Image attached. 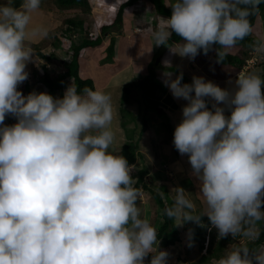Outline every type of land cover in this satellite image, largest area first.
Wrapping results in <instances>:
<instances>
[{
    "label": "clouds",
    "instance_id": "obj_1",
    "mask_svg": "<svg viewBox=\"0 0 264 264\" xmlns=\"http://www.w3.org/2000/svg\"><path fill=\"white\" fill-rule=\"evenodd\" d=\"M40 2L23 0L16 8L7 0L0 5V264H145L150 253L149 264H167L168 253L158 250L157 229L137 206L141 189L132 175L142 165L131 174L137 163L129 165L110 151V94L91 88L81 93L73 84L62 98L46 92L25 96L18 90L28 79L26 63L33 59L26 43L30 13ZM262 3L169 0L171 15L153 31L154 44L166 45L174 32L182 38L173 44L178 47L174 53L194 59L216 44L221 61L225 50L251 34L248 17ZM110 5L108 12L114 14L117 7ZM135 18L137 25L152 30L153 19L146 26L142 17ZM59 46L69 54L61 42ZM253 50L264 53V40ZM165 65L171 67L168 61ZM172 75L166 73L165 85L174 98L187 101L173 145L187 154L200 181L203 209L198 212L187 192L176 187L164 216L177 220L178 227L185 221L203 227L201 216L206 215L218 238L257 241L264 223V79L242 68L229 91L203 77L186 84L182 73ZM206 97L215 101L211 110ZM8 114L17 121L11 126L4 124ZM208 241L206 236L205 245ZM261 247L264 240L255 249L232 245L211 264H264V250L256 251Z\"/></svg>",
    "mask_w": 264,
    "mask_h": 264
},
{
    "label": "crops",
    "instance_id": "obj_2",
    "mask_svg": "<svg viewBox=\"0 0 264 264\" xmlns=\"http://www.w3.org/2000/svg\"><path fill=\"white\" fill-rule=\"evenodd\" d=\"M45 1L46 0H41L40 7L37 10L30 13L31 20L28 26V34L26 37V43L33 49V59L26 63L25 71L28 73V79L18 86V90L21 91V93L25 96L28 95L30 92H37V93L46 92L50 94L51 96H53L54 98H59V95L57 92L50 93L48 92V89L43 84H39L41 83L40 82L41 76L38 72L40 70L43 71L44 60L40 59L37 56L36 51L39 50L41 53L45 55L50 54L52 51H57V49H55L54 42L51 38L54 36L53 32L58 30V28L56 29L54 28V26H52V25H55L53 23L54 15H52L53 12L50 11L51 8L45 4ZM22 3H23V0H12V6L16 8H19ZM5 4H7V0H0V5H5ZM126 11L127 10H125L123 14V17H124L123 28L119 30L118 32H116V35L118 34L119 37L116 38L114 36L115 32L114 33L109 32V37L114 38V51H113V63L112 64L102 63L101 60H103L104 54L102 52L97 53L96 48L95 49L94 48H84L83 49L84 51L80 52V55H79V62H80L79 71L80 73H82L83 77L92 79L94 86H95V90L104 91L110 94L111 96L113 112H114V120L112 121L110 125V129L114 133L113 142L115 143L111 145L110 151L113 152L114 154L119 153L118 151L121 149V146L123 145L119 141L122 140L121 135L125 134V130H123L124 128H122L120 124V119L116 117L117 113L119 112L120 99L123 93L122 88L125 84L139 80L142 77H145L143 75L153 76L154 81L156 83L148 84L145 89V92L138 91L137 88L133 89L132 91L133 96L136 98V100L140 101V105L142 106V109L144 108L145 104L152 105V106H158L159 108L163 109L167 115V118L172 121L175 127L182 120V108L187 104V101L182 98L177 99L173 97L171 91L164 83L166 73L171 72L173 74L172 75L173 79L175 78L176 75H179L182 73L183 79L181 82L186 83V84H191L194 76L205 77L204 74H200L199 70L194 69V67H196L195 63L188 57H181L180 55L176 57L173 56L172 61H170L171 67H166L164 61H162L161 63L157 62L158 59L156 60L157 58L156 55L158 54L159 46L154 44L155 41L153 38V28L157 29L159 26L163 25L161 24L162 22L161 18H163V16L159 18L157 17L156 22L158 23V26L156 27L152 25V30H149L150 33H145L144 35H140L141 37L137 36L136 38H134L132 36L133 35L132 33L131 34L128 33L127 36L125 35V33H127L128 31H131L130 28H132L133 20H134V17L131 18L125 15V13L128 14ZM148 12L151 13L150 11ZM263 19H264V16H263ZM62 21L63 20L59 21V23H62ZM135 21H136V18H135ZM40 29H43L44 32L47 33V35H44V32L40 33ZM261 29H263L264 31V23L261 26ZM252 30L256 31L258 35L261 34L260 32L261 30L259 31L256 27H254ZM256 32L254 34L256 35V37H259L258 39H260V36H258ZM50 33L51 35H49ZM128 35H131V36L128 37ZM261 36L264 37V35H261ZM143 46H145L146 48H144ZM105 47L106 45L103 44L101 49H104ZM51 63L52 64L54 63L55 66L58 67L56 68V71H55L56 74L59 72L60 73L62 72L63 67L59 62L57 63L56 60L46 63V68H47V64H51ZM159 64L161 65V68H162L161 70H159L160 69L158 67ZM55 66L49 70L52 71L55 68ZM49 67H51V65ZM104 67H108V69L110 68L111 72L110 73L107 72L104 69ZM143 70H145L146 72L143 75H141ZM156 74L159 75V76L157 75L159 80L157 79ZM226 77L227 79H230V74H228ZM209 81L213 82L212 79ZM63 83H64V89L62 91L64 94L65 90L71 84H73V81H71L70 79H66L64 80ZM213 83L216 84L217 82L215 83L214 81ZM218 86L222 89H228L229 91H231L234 88L235 84H232L230 81V85H229V82L224 83V81L220 80V84ZM157 91H161L162 93L159 94L157 93ZM63 94H62V97H63ZM56 95L58 97H56ZM163 99L165 100L164 103H162ZM205 99L207 101L208 108L211 110L212 104L215 103V101L207 97ZM136 104H139V103H136ZM218 106L225 107L223 104H220ZM224 114L225 116H230V110L228 108H225ZM150 116L151 115L149 114V124H150L149 128L147 131H145V133L140 139V145H141L139 148L140 152H142L141 150L143 147H145V149L150 148L149 141H151V139L152 141H157V142L159 141L156 151H153V152H157V153L163 152L165 151L164 148H166L165 152H173V146L171 147L169 143V139H170L169 135L165 133L164 131L160 130L161 123L163 121L162 118H158L159 120L158 119L155 120V123L151 125ZM12 122L16 123V118L11 114L6 115L4 124L11 126ZM151 132H154V134H151ZM160 132H162L164 135L163 136L160 135ZM137 134H135V138L137 137ZM149 134H151V136H150V139L147 141L148 136L146 135H149ZM159 137L161 138V140ZM165 139H167V141L164 142ZM155 157H157V154ZM174 157H175L174 154H172L171 157L169 155V157L162 160V158L159 155V161L161 160L160 163L163 161V164L154 165L151 168H148L146 165L144 166L143 163H141L142 167H144L148 171V174L145 176V181H144L146 182L145 184L146 188L147 187L148 188L144 189V187L141 185L138 187L139 189H141V195H140L139 201H137V206L142 208L143 218H146V219L151 218V214H150L151 206L149 207V204H150L149 198L152 195L151 194L152 189L149 188V184L158 183L159 190L157 191L160 192L161 188L166 187L165 179L169 177L168 174L171 176V173H170L171 168L170 170L167 171L168 167H170L168 166L169 164L168 161L175 160L174 167L177 171L181 169L180 168L181 165H184V167L186 168L184 170L185 172L193 173L187 154L185 155L179 154L177 155L176 159ZM139 162H143V160ZM161 168L165 169L164 175H162L164 177L162 178L159 175V174H162ZM132 177L135 183L137 179L136 174L132 175ZM197 189H199L198 192H200V185L197 187ZM143 190L144 192L146 191V193H144L145 196H147V194L150 195L149 198L146 199V197H144ZM159 220L160 219H158V221ZM155 221L157 222V220ZM156 226L157 225L154 224V227Z\"/></svg>",
    "mask_w": 264,
    "mask_h": 264
},
{
    "label": "trees",
    "instance_id": "obj_3",
    "mask_svg": "<svg viewBox=\"0 0 264 264\" xmlns=\"http://www.w3.org/2000/svg\"><path fill=\"white\" fill-rule=\"evenodd\" d=\"M139 0H124L120 5H118L117 10L114 12L113 17L111 18L110 22L103 23L99 26L100 33L98 35H95L91 38H82L81 43L75 45L72 44L71 50L73 52L70 54L64 52L65 58L62 60L57 53V51L62 49L59 46V41L57 40L54 42L55 49L57 51H52L50 54H43L39 50L36 51L37 56L40 59L44 60V66L43 71H39L40 74V82L39 84H43L47 89L48 92L54 93L57 92L59 95V98L62 97L63 89H64V80L70 78L71 81H73V85L76 86L78 92H83L85 88H91L95 90L94 83L92 79L83 77L82 73L79 71L80 62H79V55L82 49L84 48H96V52L98 53L99 50H102L104 54V58L102 63L105 64H112L113 63V51H114V38L111 37L109 39V42L106 44V47L104 49H101L103 46V38L102 35L107 34L108 32H118V30H121L124 25V9L127 6H130L137 2ZM150 4H152L155 8V12L157 15L163 16L165 18H169L171 15V8L166 5L164 0H147ZM52 3H54L58 8H82L84 11H89L90 6H92L91 2L88 0H52ZM264 13V3H262L259 6V10L255 13L254 16H249V22L252 25V29L256 27V21L258 20V16ZM64 23L67 25L66 27V33L71 34L72 32L79 30L80 32L84 31V22L79 18H67L64 20ZM70 31V32H69ZM260 41L258 37H256L253 32L249 36H247L244 40L239 41L235 47L238 49L236 52H227L225 51V55L221 61H218L216 49L219 48V45L214 44L212 48L208 51L206 55L212 54V58L217 64H220L221 66L231 67L235 69L237 72L241 71L244 67L246 61L251 57L250 52L253 51L254 44L256 42ZM182 42V38L179 37L176 33H172L169 41L167 42L168 45L173 44H179ZM98 48V49H97ZM244 48V50L242 49ZM247 49V50H246ZM199 55L206 56L203 52H201ZM56 60L59 62L63 69L62 72L57 73V75L51 76L49 73V70L46 68V63ZM257 65L262 67V71L260 76L262 79H264V62H259ZM251 70V69H250ZM250 70H247L250 71ZM240 73V72H239ZM237 73L236 75H238ZM200 74H203L200 72ZM151 80H154L153 76H145L139 80L129 82L125 84L122 88V96L120 99V105H119V112L121 114V121L120 124L122 128H125L126 122L125 120H122L125 118L126 109L125 106L130 103H139V100H136V98L133 96V89L137 88L138 91L143 92L144 89L147 87L149 82ZM262 94H264V85L261 87ZM142 110V116L140 118V123L136 124V127L139 130L137 131V137L134 138L135 133L131 136H128V141L126 144H123L121 146V149L118 151L119 155H122L128 162L129 165L133 164L136 159L137 160H143V155L141 154L139 148H140V139L145 133V131L149 128V114L154 113L155 115L159 116V118H162L163 120H168L166 113L163 109L159 108L158 106H152L145 104L144 108ZM128 113V112H127ZM137 130V129H136ZM127 134V131H126ZM127 136V135H126ZM171 141L173 146V153L174 158H177V155H179L178 151L175 149L173 145V133L171 134ZM157 154V152H153V154ZM183 169L186 168L184 165H181ZM188 171V170H187ZM148 174L147 169L144 167L141 171L137 174V180L135 182V186L139 187L140 185L146 188V182L145 176ZM144 182V183H143ZM185 182L190 183L191 186L195 187L194 195L196 197V200L200 204V207L197 209V211H201L203 209V204L201 199L198 197L200 192H198L197 187L200 185V181L198 178L193 175L191 172H186L185 179L182 180V183L185 185ZM151 191V190H150ZM159 192V191H157ZM152 192V197L154 200V203L156 204V209L152 211L154 212L153 217L154 220L148 219L154 226L156 223L155 220L161 218V223H158L155 227L157 229L158 233V240H164V245L166 247H170L174 245L176 242L180 240V229L178 226H176L175 220H171L168 217L164 216L163 212L165 207L171 206L174 202V200L171 198L169 192L167 191L166 187L161 188L160 193ZM163 193V195H161ZM264 210V206H262V209ZM152 217V216H151ZM153 221V222H152ZM201 224L203 227L197 225L195 222L191 221H185L183 222L182 228L187 231L186 236V242L189 246V243L191 242L192 246H197L198 251L201 253L199 258L195 262H189L187 264H210V262L213 259H219L225 252L226 245L231 243L233 241V237L231 235L225 237V238H216V231H213V229H210V222L208 220V217L206 215L201 216ZM261 228V234L257 241L255 242H246L244 244H247V246L251 249H255L262 241L264 240V223L260 224ZM210 230V231H209ZM191 234V236H190ZM168 239H165L168 237ZM206 236H208L209 241L207 242V245H205ZM239 238V237H237ZM242 238V237H241ZM243 244V245H244ZM190 246V247H192ZM151 259V255H148V258L145 260V264H149V261Z\"/></svg>",
    "mask_w": 264,
    "mask_h": 264
},
{
    "label": "rangeland",
    "instance_id": "obj_4",
    "mask_svg": "<svg viewBox=\"0 0 264 264\" xmlns=\"http://www.w3.org/2000/svg\"><path fill=\"white\" fill-rule=\"evenodd\" d=\"M88 1H90L92 4V6H90L89 11H84L82 8H79V7L78 8H58L54 3H52V0H46L45 1V4L51 8L50 11L53 12L52 15H54L53 16V23L55 25H52V26H54V28H56V29L58 28V30H56V31L54 29V31H55V32H53L54 36L51 38L53 40V42H55V40H57V42L58 41L61 42L60 37H62V35L66 33L65 29H66L67 25L64 23V20H66L67 18L68 19L69 18H79L84 22V31L80 32L81 38H83L85 36H87V37L91 36L90 35L91 33L93 34L92 36L98 35L100 33L99 26L105 22H107V23L110 22L111 18L113 17V13L108 12L110 9L108 10V7H106V6L113 4V6L118 7V5H120L122 3V1H124V0H88ZM164 2L167 4L169 2V0H164ZM241 7H243V6H241ZM109 8H112V5H110ZM146 9L148 11H150L151 13L146 11ZM126 12L128 14L125 13V15L128 17H131V18L134 17V20H133V26H132V28H130L131 31H128L127 33H125V35L127 36L128 33L129 34L132 33L133 34L132 36L134 38H136L137 36L141 37L140 35H144L145 33H150L147 29L146 30L144 29V26L137 25V23L135 21L136 16L142 17L143 22H144L143 25H146V26H149L151 19H153V25L155 26L157 24V22H156L157 17L158 18L162 17V16L157 15L154 12L153 7L151 5H148V3H146L145 0L138 2L135 6L131 7ZM145 13H147V14H145ZM163 18H165V17H163ZM61 20H63L62 23H59V21H61ZM163 23H164V21L162 20L161 24H163ZM263 23H264V19L261 16L260 21H259V19L256 21V28L259 31L261 30L260 35H258V33L256 31L252 30L253 34L256 32V34L258 36H260V39H259L260 41L264 40V37L261 36V35H264V31H263V29H261V26L263 25ZM157 26H158V24L156 25V27ZM138 27H141L140 31H137ZM132 30H133V32H132ZM154 30H155V28H153V31ZM43 32H44V30L40 29V33H43ZM77 32L78 31H75L74 33H77ZM49 35H51V33ZM114 36L116 38L119 37L118 34L117 35L114 34ZM129 36H131V35H128V37ZM102 38L104 41L103 44L106 45L109 42V38H111V37H109V32L105 35H102ZM78 42L79 41H76V44H78ZM168 46H170V47H168ZM168 46L167 45H159V48H158L159 51H158V54L156 55V57H157L156 60L158 59L157 60L158 63H161L162 61L170 62V61H172L173 56L174 57L178 56V54L174 53V52L178 51L177 45H168ZM143 47L146 48L145 46H143ZM237 49H238L237 47H233V48L227 49L225 51L233 53V52H236ZM242 49L244 50V48H242ZM98 52H102L103 54H105L102 50H99ZM57 53L59 54V56L62 60L65 58L63 51L59 50V51H57ZM262 56H263V58L261 61L264 62L263 61L264 60V54H262ZM257 57H258V55L256 56V58ZM191 60L195 63V66H196V67H194V69H197L200 72H202L205 76L203 78L206 81H209L212 79L213 82L214 81H215V83L217 82L216 84H218V85L220 84V80L224 81V83L229 82V85H230V81L232 84H235L234 82L237 78L236 74L241 72V71L237 72L235 69H233L231 67L221 66L220 64H217L214 61V59L212 58V54L206 55V56H201L198 54L194 59H191ZM50 65H51V67H49ZM54 66H55L54 63L53 64L52 63L47 64V69L48 70L52 69ZM257 66L258 67H255L252 69L250 68L251 69L250 71H257L259 74H261V72H263L262 67L259 65H257ZM158 67L160 68L159 70L162 69L160 64L158 65ZM56 68H58V67L55 66V68L52 71L49 70V73L51 76L57 75L55 72ZM104 69L109 73L111 72V69L110 68L108 69V67H104ZM145 72L146 71L143 70L141 75H143ZM228 74H230L231 80L227 79L226 76ZM157 75L158 74H156V77H157ZM143 76H147V75H143ZM194 77H196V76H194ZM157 79H158V77H157ZM151 83H156V82L154 80H151L149 82V84H151ZM152 85H154V84H152ZM150 87H151V85H150ZM145 89H144V92H145ZM56 97H58V96L56 95ZM164 101L165 100L163 99L162 103H164ZM125 109H126V112H125L126 116L124 119H122V120H125V122H126V125H125L126 127L123 129V130H125V134L121 135L122 140L119 141L122 144H126L127 142H129L128 136H131L134 133L135 134L138 133L137 131L139 129L134 128V127H136L137 123H140V118L142 116V110H141L142 106L140 104L130 103V104H127L125 106ZM150 115H151L150 116L151 125H153L155 123V120H157L159 118V116L155 115L154 113H151ZM120 116H121V114H120V112H118L116 117L118 119H120V121H121ZM113 120H114V118H113ZM13 124H15V122H12V125ZM175 127H174V124L172 123V121L170 119L163 120L161 123V127H160L161 131H164L165 133H167L169 135V138H170L169 143H170L171 147H172L171 134L174 133ZM126 131H127V134H126ZM151 134H154V132H151ZM151 134L146 135V136H148L147 141L150 139ZM160 135L163 136L164 134L162 132H160ZM134 138H135V136H134ZM160 140H161V138H160ZM165 141H167V139H165L164 142ZM113 143H115V142H113ZM158 143H159V141L158 142L152 141V139H151V141H149V147L150 148H147V149H145V147L142 148L141 154L143 155V162H139L142 160H136L134 163H137V165L132 167L133 170H132L131 174H135L136 172H138V170L140 169L139 165H142L141 163H143L144 166L146 165L148 168H151L154 165H162L163 164V161L161 163H160L161 160L159 161V155L162 158V160H164L165 158L169 157V155L171 157V155L174 154L173 152H165L166 148H164L165 151L158 152L157 157H155L156 154L155 153L153 154V151H156ZM151 148H152V150H151ZM168 162H169L168 166H170V167H168L167 171L170 170V168H171V170H170L171 176L168 174L169 177L167 179H165V181H166L167 191L169 192L171 198L173 199V197L175 195V193L172 192L171 190L176 188V187H182L187 192L186 195H189V198L194 200V202L196 203L197 209H198L200 207V204L198 203V201L196 200V197L194 195L196 188L191 186L190 183L185 182V185L182 183V180L185 179V176H186V172L184 171L183 167H180L181 169L179 171H177L174 167L175 166V164H174L175 160L174 161L170 160ZM161 170H162V174H159V175L162 178V177H164L162 175H164L165 169L161 168ZM159 185H160V183H159ZM149 188L152 189V192H157V190H159L158 183H150ZM198 191H199V189H198ZM144 193H146V191L144 192V190H143V194ZM148 193H150V192H148ZM157 193H160V192H157ZM188 193H190V194H188ZM144 197H146V199H147L150 197V195L147 194V196H145V194H144ZM149 200H150L149 207L151 206V213L150 214L152 216L150 219L154 220L155 217H153V216H155V215H154V212L152 213V211L156 209V204L154 203L152 195L149 198ZM141 212H142V208H141ZM158 219H160V220L158 221ZM158 219H157V222L155 223L156 225H157V223H161V221H162L161 218L158 217ZM175 222L177 223L178 221L175 220ZM211 228L213 229V231L217 232V230L214 227L210 226V229ZM179 229H180V240L178 242H176L174 245H172L170 247H166L164 245V242H163L164 240H158V250H164L168 253L167 264H187L189 262H195L199 258L200 254L202 253V252L200 253L198 251L197 246L190 247L187 245V242H186L187 231L184 230L182 227H179ZM217 235H218V232H217L216 236ZM168 238H169V236L166 237L165 239H168ZM216 238H218V236ZM244 241L246 242V240L244 238L242 239L241 237L234 238L231 243L226 245L225 250L228 249L232 245H237V244L243 245ZM262 250H264L263 247H261L260 249H258L256 251H262ZM149 255L152 256L151 253ZM147 258H148V256L145 258V260ZM210 264H211V262H210Z\"/></svg>",
    "mask_w": 264,
    "mask_h": 264
},
{
    "label": "built area",
    "instance_id": "obj_5",
    "mask_svg": "<svg viewBox=\"0 0 264 264\" xmlns=\"http://www.w3.org/2000/svg\"><path fill=\"white\" fill-rule=\"evenodd\" d=\"M113 8L114 7L112 6V9ZM90 35L91 36H88V37L85 36V37L86 38L94 37V36H92L93 35L92 33ZM60 38H61V47L64 50L68 51L69 54H71L73 52V50H71L72 43H74L75 41H79L81 39L80 31L78 30L77 33L72 32L71 34L65 33ZM250 54H251V57L246 61L245 65L243 67V71L250 70V68L251 69L255 68L259 62H262L261 61L262 58H263L262 54H264V53H258V52L253 50V51L250 52ZM257 55H258L259 58L258 57L256 58Z\"/></svg>",
    "mask_w": 264,
    "mask_h": 264
}]
</instances>
